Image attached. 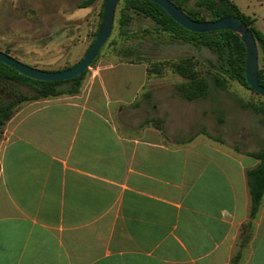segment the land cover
<instances>
[{"label": "crops", "instance_id": "1", "mask_svg": "<svg viewBox=\"0 0 264 264\" xmlns=\"http://www.w3.org/2000/svg\"><path fill=\"white\" fill-rule=\"evenodd\" d=\"M230 1L264 34V0ZM146 79L140 63L105 66L76 95L17 106L0 133V264H264L258 161L125 115Z\"/></svg>", "mask_w": 264, "mask_h": 264}, {"label": "rangeland", "instance_id": "2", "mask_svg": "<svg viewBox=\"0 0 264 264\" xmlns=\"http://www.w3.org/2000/svg\"><path fill=\"white\" fill-rule=\"evenodd\" d=\"M84 1L0 0V51L44 71L75 65L95 39L105 0H93L86 8H79ZM194 3L195 0H185L183 7L194 9ZM121 6L120 1L112 31L88 68L83 84L95 70L105 66L140 63L146 69L155 67L158 73L146 71L144 93L147 96L143 94L140 106L124 112L125 115L151 119L166 132L202 133L237 152L263 149L264 97L227 78L223 71L225 62L216 53L204 46L174 39L149 18L128 11L130 19L120 28ZM203 16L208 20L207 14ZM186 58L191 59L194 68L207 79L203 98L189 101L176 90L185 80L172 71L171 64ZM130 71L131 68L118 66L113 73L125 84H139L141 72ZM108 75L103 73L107 85L110 83ZM214 75L225 79L224 88L212 82ZM16 90L32 94V90L24 86Z\"/></svg>", "mask_w": 264, "mask_h": 264}, {"label": "trees", "instance_id": "3", "mask_svg": "<svg viewBox=\"0 0 264 264\" xmlns=\"http://www.w3.org/2000/svg\"><path fill=\"white\" fill-rule=\"evenodd\" d=\"M120 1L122 2L120 17L118 19L120 28L125 26L130 19L128 11L149 18L157 24L159 29L169 33L174 39L201 45L216 53L218 58L225 62L226 67L223 69L225 76L230 79H235L241 85L250 89L246 83L244 74L245 49L238 35L231 31L194 33L175 23L154 3L147 0H119L118 4ZM170 1L180 8L189 18L196 21H215L229 16H235L241 19L257 42L259 55H261V59H259L258 81L261 86H264V34L255 27L254 20L251 17L241 13L238 7L230 0H195V8L189 10L183 7L185 0ZM92 2L93 0H86L79 5V8H86ZM101 14L102 10L100 16ZM204 14L209 16L208 20L204 18ZM122 35L125 34L122 33ZM98 55L99 53L91 62L90 66L97 59ZM171 69L185 80L184 83L176 86V90L184 99L190 101L203 98L206 95L208 87L207 79L194 68V63L191 59L186 58L173 62L171 64ZM87 71L88 69L79 76L69 80L58 82L38 81L30 79L7 65L0 63V133L6 122L14 114L17 106L21 103L31 100L78 94L83 86ZM146 71L147 73L151 71H153V73L159 72L155 67L153 69L147 68ZM212 82L217 87H225V79L223 77L214 75L212 77ZM19 86L30 88L32 94L27 95L18 92L16 88ZM146 96L147 93H145V97ZM145 123L152 124L155 128L159 129L151 119H146ZM248 155L258 161L255 168L246 171L251 209L254 212L258 209L264 195V148L257 152L248 153ZM237 259L238 255L235 256L232 264H236Z\"/></svg>", "mask_w": 264, "mask_h": 264}, {"label": "water", "instance_id": "4", "mask_svg": "<svg viewBox=\"0 0 264 264\" xmlns=\"http://www.w3.org/2000/svg\"><path fill=\"white\" fill-rule=\"evenodd\" d=\"M119 0H105L100 23L94 41L83 57L72 67L62 71H44L19 62L0 51V63L7 65L18 73L38 81L58 82L69 80L82 74L89 68L91 62L107 41L114 23L115 9ZM159 6L175 23L194 33H209L216 31H231L238 35L244 49V74L248 87L256 94L264 97V86L258 81L259 48L248 27L235 16L224 17L215 21H196L189 18L170 0H147Z\"/></svg>", "mask_w": 264, "mask_h": 264}]
</instances>
